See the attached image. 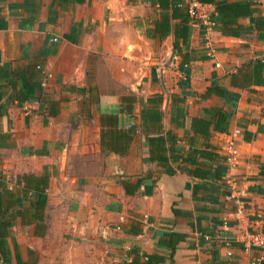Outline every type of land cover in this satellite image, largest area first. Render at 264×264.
<instances>
[{
    "label": "crops",
    "instance_id": "crops-1",
    "mask_svg": "<svg viewBox=\"0 0 264 264\" xmlns=\"http://www.w3.org/2000/svg\"><path fill=\"white\" fill-rule=\"evenodd\" d=\"M253 1L264 16V0ZM202 9L214 10L209 3ZM158 15L152 0H0V220L11 218L12 264L14 243L22 260L35 264L44 254L49 264L67 258L58 255L60 244L87 264L144 262L151 253L165 257L159 264H264V249L243 241L264 223V68L260 84L232 79L264 58V29L229 36L192 24L184 61L172 32L150 37ZM128 49L157 65L136 83L131 113L120 112L124 94L95 88L107 66V79L120 82L121 51ZM154 95L161 97L157 130L142 126L140 115ZM211 108L225 111L227 126H209L207 139L187 125L190 116L210 118ZM100 113L117 114L119 128L133 129L123 153L102 148ZM156 131L175 137V150L166 152L171 174L150 157L148 133ZM207 141L221 152L232 142L237 151L217 180L193 176L181 160ZM39 194L42 221L34 216ZM170 231L185 235L172 261L159 243ZM217 233L229 244L206 238Z\"/></svg>",
    "mask_w": 264,
    "mask_h": 264
},
{
    "label": "trees",
    "instance_id": "trees-1",
    "mask_svg": "<svg viewBox=\"0 0 264 264\" xmlns=\"http://www.w3.org/2000/svg\"><path fill=\"white\" fill-rule=\"evenodd\" d=\"M82 1V0H77ZM200 3H209L213 6L214 10L209 15V19L214 22L213 27L217 28L222 34L229 36H240L249 32L255 28L257 30L264 29V16L255 14V8L253 0H197ZM152 4L156 5L159 15L158 18L152 21V28L150 37L161 39L165 37L169 32L174 35L173 49L175 52L182 55V59L187 61L189 56L186 55V51H182L183 48H187L189 44V37L191 31V25L194 22V18L188 12V2L184 0H152ZM242 17L251 18L250 23L240 22ZM250 70H242L238 68L237 72L233 74L232 79L239 78L241 81L249 82L253 79L254 83L260 84L262 80V70L264 63L259 59L253 60ZM247 64L246 67L249 65ZM249 78V79H247ZM235 82V81H234ZM213 87V86H211ZM208 88V91L211 90ZM222 92L224 88H220ZM217 88V90H218ZM135 96L132 94L122 95L120 97L121 107L120 112L131 113ZM161 97L159 95L150 96L146 99V102H142V108L140 110L141 125L145 128L151 126L152 128L161 125V111L159 109V103ZM210 118L200 116H190L188 119V125L192 132L202 133L207 139H209V126H213L216 131H226L227 121L225 111L220 108L208 109ZM101 130V146L104 149H114L123 153L126 151L128 143L133 137V129L119 128L117 114L100 113L99 115ZM103 126H108V130H104ZM132 126V125H130ZM148 146L150 157L156 160L164 170L171 174L174 172L169 157L166 152L175 150L173 143L175 137L172 132L167 131L165 134L156 131L155 133H148ZM152 134V135H151ZM166 141L169 145L166 146ZM220 146L214 142H205L201 148H191L188 153L181 157V160L191 165L192 168H187L186 171L197 178L212 177L214 179H220L229 169L225 156L222 154ZM172 159L175 156H171ZM183 169V168H182ZM43 182V180H42ZM199 183L194 184L193 196L197 192ZM37 191L40 189L36 185ZM17 203L12 201V203ZM45 204V196L39 194L35 200V207L39 209L37 213L35 211L34 216L43 220V207ZM228 209H235L232 204L228 206ZM174 211H176L174 209ZM175 213V212H174ZM11 216V215H10ZM12 217V216H11ZM11 218H3L0 220V263L12 264L9 248L6 238L10 235ZM45 224L42 223V229L38 233L43 234ZM261 230L264 232V223L261 226ZM159 243L169 249V258L172 261L173 252L176 244L185 238V235L179 232H166ZM15 251V264H35L34 262H27L22 260L17 250V245L14 243ZM144 262H140L135 259L128 264H159L164 261L165 257L158 253L146 254Z\"/></svg>",
    "mask_w": 264,
    "mask_h": 264
},
{
    "label": "rangeland",
    "instance_id": "rangeland-1",
    "mask_svg": "<svg viewBox=\"0 0 264 264\" xmlns=\"http://www.w3.org/2000/svg\"><path fill=\"white\" fill-rule=\"evenodd\" d=\"M142 52L137 51L131 52L128 50H122L121 51V62L119 66V72H120V82H113L109 81L107 78L111 79L110 77V70H112L111 66H107L105 68V74L106 76L102 77L96 86L100 87V90L102 92H112V90L115 91V93L119 94H135L137 92L136 83L143 84L144 81L148 78V74L155 68H157V65L151 64L149 62H146L143 56L141 54ZM162 73H158L156 76V82L158 83L160 79L162 78ZM112 80V79H111ZM58 255H64L68 254L67 258H59L57 259L59 264H87L86 260H79V259H73L72 257H75L76 253H79L75 248H70L68 245L60 244L58 246ZM50 260L47 257V255L44 254V258L42 260V264H49Z\"/></svg>",
    "mask_w": 264,
    "mask_h": 264
},
{
    "label": "built area",
    "instance_id": "built-area-1",
    "mask_svg": "<svg viewBox=\"0 0 264 264\" xmlns=\"http://www.w3.org/2000/svg\"><path fill=\"white\" fill-rule=\"evenodd\" d=\"M188 12L194 18V22L192 24L201 22L203 25L208 28L213 27L214 22L209 19V15L206 11H204L203 3L198 2L197 0H193L192 2H188ZM199 20V21H198ZM53 40H57V38H53ZM261 62L264 63V58L260 59ZM217 65V64H216ZM222 154L225 156L229 169L233 167V165L237 161V151L234 148L232 142H228L225 144L222 150ZM206 238H212L217 241H224V244L228 245L229 241L227 237L223 235L216 234L214 236L206 235ZM244 244L247 247H259L264 249V232L261 230V226H258L253 232H247L243 238ZM230 253H228L229 255ZM225 264H233L231 260H227Z\"/></svg>",
    "mask_w": 264,
    "mask_h": 264
}]
</instances>
